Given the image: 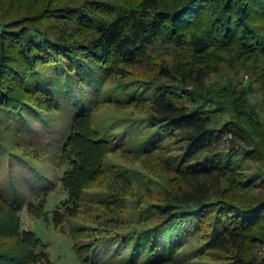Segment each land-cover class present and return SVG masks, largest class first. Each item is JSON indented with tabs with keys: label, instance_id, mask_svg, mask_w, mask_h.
<instances>
[{
	"label": "trees",
	"instance_id": "1",
	"mask_svg": "<svg viewBox=\"0 0 264 264\" xmlns=\"http://www.w3.org/2000/svg\"><path fill=\"white\" fill-rule=\"evenodd\" d=\"M132 76V93H152L113 105L142 113L129 116L130 150L156 152L166 186L113 239L112 264H264V0H0V108L64 112L59 95L77 107L61 149L64 209L103 173L122 127H93L99 102L81 108V89ZM98 186L107 220L94 223L120 227L135 193ZM40 242L0 195V264H53ZM91 246L75 245L82 264H98Z\"/></svg>",
	"mask_w": 264,
	"mask_h": 264
},
{
	"label": "rangeland",
	"instance_id": "2",
	"mask_svg": "<svg viewBox=\"0 0 264 264\" xmlns=\"http://www.w3.org/2000/svg\"><path fill=\"white\" fill-rule=\"evenodd\" d=\"M136 79L132 76L122 82H106L107 86L96 96L91 88L81 89L78 96L81 108L88 110L89 102H99L91 117L93 127L109 126L112 120L122 127L111 132L113 147L105 158L103 173L83 191L78 203L68 206L69 210L63 208L67 192L61 181L67 167L60 157L69 133V118L77 107H72L64 95H59L64 112L39 114L29 106L16 119V112L0 108V195L15 206L21 232L34 234L41 241L40 252L47 253L53 264H82L86 256L77 254L76 244L80 247L92 245L89 255L98 264L114 263L115 247L110 246L113 239L127 232L138 220L140 211L149 204L147 191H161L166 186V175L157 166V153L143 157L130 150L136 134L129 116L138 117L142 113L113 105L117 102L125 105L131 98L142 100L152 93L149 90L132 93L134 86L124 83ZM78 97L73 102H78ZM139 132L142 135L144 130ZM119 179L130 185L136 197L125 198L126 212L122 215L125 222L120 227L103 231L94 221L107 219L99 218L101 211H97L96 204L104 201L108 191L98 185ZM140 198L139 205L136 200ZM80 225L86 226L88 232L76 243L71 231Z\"/></svg>",
	"mask_w": 264,
	"mask_h": 264
}]
</instances>
